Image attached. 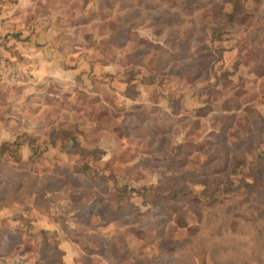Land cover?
<instances>
[{"label": "rangeland", "instance_id": "rangeland-1", "mask_svg": "<svg viewBox=\"0 0 264 264\" xmlns=\"http://www.w3.org/2000/svg\"><path fill=\"white\" fill-rule=\"evenodd\" d=\"M0 25V264H264V0H0ZM20 34L67 72L31 80Z\"/></svg>", "mask_w": 264, "mask_h": 264}, {"label": "crops", "instance_id": "crops-1", "mask_svg": "<svg viewBox=\"0 0 264 264\" xmlns=\"http://www.w3.org/2000/svg\"><path fill=\"white\" fill-rule=\"evenodd\" d=\"M22 37H24V35L21 34L11 36L8 43L11 44L12 48L5 54L23 60L24 64L22 66H25L23 68H25L26 72L30 75L31 80H37L41 76H46L45 74H48V79L57 80L67 72L62 66V60H60V58H64V55L60 54V51H50V53H47L42 46H37V43L41 42L40 38L36 39L35 43L33 35H31L28 40H22ZM42 66H46L47 68H43ZM43 69H45V71ZM71 70H75V68H70L69 72H71Z\"/></svg>", "mask_w": 264, "mask_h": 264}, {"label": "built area", "instance_id": "built-area-1", "mask_svg": "<svg viewBox=\"0 0 264 264\" xmlns=\"http://www.w3.org/2000/svg\"><path fill=\"white\" fill-rule=\"evenodd\" d=\"M21 68V64L18 62L8 61L6 58L1 57L0 55V78L7 77L9 75L12 76L13 79L16 78V75L19 73Z\"/></svg>", "mask_w": 264, "mask_h": 264}, {"label": "trees", "instance_id": "trees-1", "mask_svg": "<svg viewBox=\"0 0 264 264\" xmlns=\"http://www.w3.org/2000/svg\"><path fill=\"white\" fill-rule=\"evenodd\" d=\"M75 143H76L77 147L80 146L81 149H83V150H85V151H87V152H91V149L82 146L81 143H79L78 139H75ZM78 143H79L80 145H79ZM176 194H177V192H176ZM176 194H175V195H176ZM160 196H163V195L161 194ZM164 196H165V195H164ZM166 197H168V195H166ZM43 230H44V229H43Z\"/></svg>", "mask_w": 264, "mask_h": 264}]
</instances>
